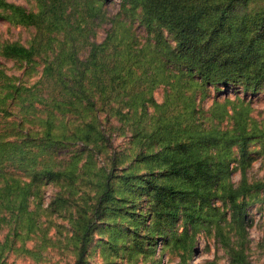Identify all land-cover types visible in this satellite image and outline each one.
I'll return each instance as SVG.
<instances>
[{"label": "trees", "instance_id": "obj_1", "mask_svg": "<svg viewBox=\"0 0 264 264\" xmlns=\"http://www.w3.org/2000/svg\"><path fill=\"white\" fill-rule=\"evenodd\" d=\"M34 1L36 11L0 0V21L36 30L28 47L5 43L0 56L24 64L27 75L42 62L29 87L0 67V114L15 111L0 129V210L15 227L25 219L28 235L35 227L32 185L82 180L94 198L71 218L73 264H86L99 229L115 251L154 256L160 247L186 264L203 235L228 264H250L248 196L264 183H249L245 169L249 145L264 142V129L248 105L226 110L227 100L213 104L210 119L228 118L231 128L204 126L195 94L184 91L257 93L264 85V0L257 10H249L252 0H120L110 16L108 0ZM161 86L174 89L172 102L154 101ZM114 130L129 133V148L113 146ZM261 151L264 158V145ZM107 153V164L96 168V156ZM70 197L52 205L67 207Z\"/></svg>", "mask_w": 264, "mask_h": 264}, {"label": "rangeland", "instance_id": "obj_2", "mask_svg": "<svg viewBox=\"0 0 264 264\" xmlns=\"http://www.w3.org/2000/svg\"><path fill=\"white\" fill-rule=\"evenodd\" d=\"M10 3L24 7L30 11H36L34 0H7ZM120 0H108L105 3L107 12L114 15L119 9ZM261 2L252 0L249 10H257ZM36 35L33 28H23L12 26L0 21V47L5 43H19L28 47L31 40ZM145 36V34H143ZM103 38L102 30L98 31L96 40ZM39 64L31 75L24 74L26 71L24 64L13 60H5L0 56V67L7 75L15 78L17 82L29 87L39 79V72L42 68V62L36 60ZM175 88V87H174ZM176 89V88H175ZM174 89L159 87L153 92L154 101L161 105L166 98L172 102L174 98ZM166 93L168 95L166 96ZM186 97L195 94L196 104L201 113V122L204 126H217L220 130L231 128V122L228 118L223 120L211 121V111L214 103L223 105L227 100L229 103L226 110H230L234 105L242 103L248 105L249 117L257 124L259 128L264 129V85L257 93L242 94L241 91L227 94L213 92L205 88H192L184 91ZM240 101V102H239ZM173 105H175L173 103ZM181 102H178V106ZM152 111V109H150ZM11 115L7 114L3 118L0 114V129H3L6 122H11L14 110H10ZM115 126H118L114 122ZM127 129H125L126 131ZM113 146L119 149L129 148L126 136L121 135L120 131H113ZM119 135V136H118ZM264 142L253 143L248 148V164L245 172L249 183H264V158L261 154V148ZM107 154L96 156V168L107 164ZM233 169L231 182L237 186L240 183V169L238 167V154L234 150ZM9 177V176H8ZM19 180L21 184H28L29 178L22 174L12 176ZM71 196V197H70ZM71 198L67 207L59 208L52 205V202L58 198ZM94 198V190L86 186L82 180L69 185L66 181L35 183L31 187V196L29 199V210L34 221L33 232L26 234V220H23L24 226L18 228L14 226V220L10 214L0 210V218L5 216V221L0 222V264H73L76 257L75 240L71 218L76 215L77 208L85 203L91 204ZM249 208L247 210V255L250 264H264V189L258 192H252L248 196ZM15 228L17 233H15ZM103 229L95 232L93 243L90 245L87 253L86 264H154L161 258L160 264H181L178 253H170L168 250L160 251L157 247L155 255L146 253L129 252L128 250L115 251L108 244V234L99 233ZM128 245V244H127ZM228 264V257L225 252L214 243L210 237L198 236L195 251L191 258L186 260V264Z\"/></svg>", "mask_w": 264, "mask_h": 264}]
</instances>
